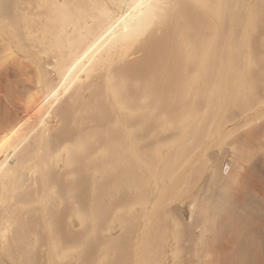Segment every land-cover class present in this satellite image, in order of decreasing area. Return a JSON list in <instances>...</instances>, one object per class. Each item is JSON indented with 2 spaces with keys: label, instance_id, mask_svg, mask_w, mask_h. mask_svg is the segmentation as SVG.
Returning a JSON list of instances; mask_svg holds the SVG:
<instances>
[{
  "label": "bare ground",
  "instance_id": "obj_1",
  "mask_svg": "<svg viewBox=\"0 0 264 264\" xmlns=\"http://www.w3.org/2000/svg\"><path fill=\"white\" fill-rule=\"evenodd\" d=\"M9 4L1 0L12 32L44 62L27 68L13 53L25 49L13 50L5 42L10 37L0 32V120L18 117L20 128L43 125L34 145L21 148L39 165L40 177L34 182L37 198L19 216L21 264H167L166 238L178 244L172 255L177 264L186 240L195 251L179 264H208L210 241L212 264H264L258 225L264 223V166L253 160L257 139L264 137V57H257L264 51V20L258 12L247 10L236 26L235 0ZM42 65L56 84L44 79ZM203 90L202 100L213 103L234 93L239 113L253 106L256 112L219 135L223 111L213 116L205 106L202 115ZM208 124L209 134L201 136L199 126ZM246 125L251 127L241 132ZM202 137L217 147L212 159L218 161L209 158L211 172L204 176L205 167L198 174L205 177L198 186L208 195L201 217L194 218L202 226L189 233L185 222L176 221L169 235L137 239L134 205L147 193L152 174L140 169L148 170L170 139L183 153L185 144ZM8 143L0 135V146ZM52 159L57 164L51 168ZM226 240L236 247L226 250ZM12 263L0 253V264Z\"/></svg>",
  "mask_w": 264,
  "mask_h": 264
},
{
  "label": "rangeland",
  "instance_id": "obj_2",
  "mask_svg": "<svg viewBox=\"0 0 264 264\" xmlns=\"http://www.w3.org/2000/svg\"><path fill=\"white\" fill-rule=\"evenodd\" d=\"M12 1L15 0H6L7 7H10L9 3H12ZM235 3L238 5L233 9L236 26H238L239 22L243 19V13L247 10H250L253 15L255 12H258V19L261 21L264 20V11L261 10V5L264 4V0H235ZM8 12L9 11L3 9L0 0V32L4 38V35L10 37L9 39L5 38V42L11 46L13 50L17 51L20 48L25 49V53H13L23 57L22 61L27 68L34 67L38 62L43 64V60H40L31 54L32 49L26 45V42L22 37L17 33L14 34L12 32V29L9 27L10 22L5 18L8 16ZM230 40L231 44L234 43V38H231ZM259 42L264 43V40L259 37ZM258 55V58L264 57V51ZM48 69L49 67L42 65L44 79L49 83L50 80H54V76L50 73L51 70ZM256 74L258 75L257 72ZM83 79H85V77H83ZM49 84L54 85L56 83ZM38 96L41 97L42 94H38ZM204 96L205 92L203 90V96L199 97L202 106V115L205 111V106L213 116H218L220 115V111H223L221 116H219L220 120L217 126L219 135L230 133V131L227 130V127L234 125V122H245L244 120L246 117L244 116L250 114L252 111L251 109L254 107L253 106L250 109L251 111L249 110L244 113H239V109L235 108L233 105L234 93H227L222 97H217L214 99L213 103L211 102V99L202 100ZM260 108H264V106H261ZM261 111L263 110L261 109ZM254 112H256V109L251 113ZM262 121H264V118L261 122ZM257 125L258 123L254 124V126ZM235 126L236 124L234 127ZM248 126L251 127L250 125H246L241 132L246 131ZM208 127L209 124L203 130L201 126H199V131H202L200 134L201 136L209 134L207 131ZM9 129L12 130L9 133H0V135H4L9 139L8 144L0 146V215L3 217L0 219V253L2 252L6 258L12 261V264H21L24 262L25 257L21 243L16 236V231L18 230L17 226L20 222L19 216L22 213V208L24 207L25 209V207H28V201L32 198H37V191L34 188V182L40 180L38 170L39 165L35 164V161L24 156L21 153V148L23 143H26L29 146L34 145V133L36 130L39 132L42 131L43 125L38 123L32 127L25 123L20 128L18 126V117L11 123L2 122L0 120V131H8ZM172 136H174V134ZM257 142L263 143L264 137H262V139H257ZM260 143L256 150V153L259 155L256 158H253V160H255L256 165L261 164L263 168L264 161H261L260 158L264 154V149H260ZM166 144H162L163 146L161 145L160 154L156 158L157 161L154 160L152 166L148 167V170L140 169L144 175L149 172L152 174L151 177L147 176V193L134 205L133 215L135 217V235L137 239L144 240L155 232L159 234L166 232L165 235H169L174 230V224L176 221L179 223L185 222L189 233L194 227H201L203 223L194 222V218L199 219L201 217V211L208 199L207 191L201 189L200 184L198 186V183H201L203 178L205 180L204 176H207V173L211 172V159L214 151L217 150V147H209L210 143H208L207 138L204 137L192 140V144H185L188 146L183 153H178L180 152V147L176 146L173 139H170ZM155 146L156 145H153L152 148ZM202 148H206L205 151L201 150ZM214 159L218 163L216 158H213L212 161H214ZM54 162V159L50 161L49 166L51 168L57 164ZM205 167L208 168V171L205 172L204 176H198L199 171H202ZM107 176H109V173ZM129 196L130 198H138L140 194L130 193ZM176 207L180 211H174L173 216L172 210ZM23 217L26 218L27 215L23 213ZM74 224H76L77 228L79 227L75 221ZM258 225L261 229L263 228L262 232H264V223L259 222ZM120 232L121 230L119 229L114 230V237H117ZM211 233L212 232H209V234ZM262 234L260 237H262V243H264V233ZM169 241L172 240L166 238L162 243L163 247H166V256H170L167 258L166 262L167 264H177L176 260L172 259V255L177 249L178 244L176 241H173L172 243H169ZM222 241H224L223 238L219 240V243L221 244L218 243L219 246H222ZM228 242L229 241L227 240L224 242L226 250L231 249V246H235V244L232 245L233 242ZM189 247L190 241L186 240L182 242V249L187 251H181L179 249L178 264L180 260H188L187 257L193 256L195 250L194 248L190 249ZM213 249V241H210L206 253L208 264H212Z\"/></svg>",
  "mask_w": 264,
  "mask_h": 264
}]
</instances>
